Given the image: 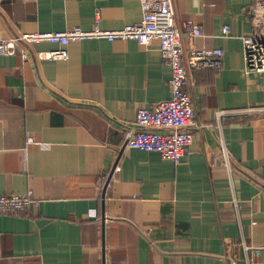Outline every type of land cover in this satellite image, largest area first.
Listing matches in <instances>:
<instances>
[{
	"label": "crops",
	"instance_id": "0c3cea01",
	"mask_svg": "<svg viewBox=\"0 0 264 264\" xmlns=\"http://www.w3.org/2000/svg\"><path fill=\"white\" fill-rule=\"evenodd\" d=\"M259 1L173 0L178 25L191 19L206 33L183 30L185 50L220 48L221 67L189 71L199 126L180 168L123 150L104 199L106 264H264V75L245 72L243 49ZM97 16L102 29L132 25L141 1L0 0V40L91 30ZM59 48L0 54V194L36 200L26 214H0V264H102L97 184L137 110L171 97L158 41L81 40L66 46L67 59L38 58Z\"/></svg>",
	"mask_w": 264,
	"mask_h": 264
},
{
	"label": "built area",
	"instance_id": "2783aa9c",
	"mask_svg": "<svg viewBox=\"0 0 264 264\" xmlns=\"http://www.w3.org/2000/svg\"><path fill=\"white\" fill-rule=\"evenodd\" d=\"M140 1L142 19L132 25L115 30L102 29L99 24L100 18L97 16L95 26L91 30L73 27L58 32L22 33L9 41L0 40V54L13 56L20 51L23 58H26V54L21 51L23 45L49 42L58 44L60 48L38 52V58L64 60L69 57L66 46L71 42L93 39L115 42L133 39L139 45L146 47L158 41V50L163 63L172 69L169 82L171 97L160 101L151 109L140 107L137 110L136 129L126 140L123 148L157 152L164 160H171L177 168H180L186 153L194 143L193 129L199 126L198 106L191 91L189 71L191 68L199 71L218 70L221 67L223 51L220 48L185 50L182 31L185 30L192 38L204 37L206 33L202 25L191 19L178 25L174 16L173 0ZM252 14V32L243 38L245 72L264 75V0L253 6ZM222 32L225 35L229 34L226 26L222 28ZM226 113L219 111L216 116L221 120ZM29 141L32 142V139ZM219 151L231 172L233 168L229 152L223 141ZM110 173L111 171L104 173L97 184L98 197L101 201L105 199L103 192L112 179L109 180ZM34 203L36 200L32 192L17 195L0 194V214L15 216L26 214ZM236 207L241 208L239 202ZM242 245L247 250L250 248L245 242H242ZM260 251L261 249L256 248L254 253L260 255Z\"/></svg>",
	"mask_w": 264,
	"mask_h": 264
},
{
	"label": "water",
	"instance_id": "95a60500",
	"mask_svg": "<svg viewBox=\"0 0 264 264\" xmlns=\"http://www.w3.org/2000/svg\"><path fill=\"white\" fill-rule=\"evenodd\" d=\"M123 149L124 148H122L121 150H120V152H119V155H118V158H117V160L115 161V164H114V166H113V168L111 169V173H110V177H109V180L113 177V175H114V169L116 168V166H117V164H118V161H119V159H120V157L122 156V152H123ZM109 182V181H108ZM106 187H107V185H106ZM106 187H105V190H104V192H103V198H105V194H106ZM101 205H102V216H101V223H102V239H103V248H102V260H103V263L102 264H106V256H105V228H106V222H105V220H106V217H105V205H104V199L102 200V203H101Z\"/></svg>",
	"mask_w": 264,
	"mask_h": 264
}]
</instances>
